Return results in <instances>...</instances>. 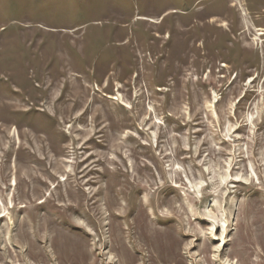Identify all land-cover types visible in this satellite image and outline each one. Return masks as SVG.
Here are the masks:
<instances>
[{
	"label": "rangeland",
	"instance_id": "1",
	"mask_svg": "<svg viewBox=\"0 0 264 264\" xmlns=\"http://www.w3.org/2000/svg\"><path fill=\"white\" fill-rule=\"evenodd\" d=\"M0 264H264V0H0Z\"/></svg>",
	"mask_w": 264,
	"mask_h": 264
}]
</instances>
